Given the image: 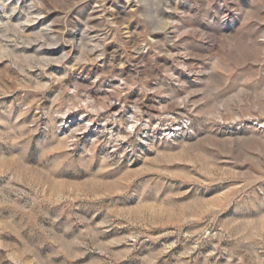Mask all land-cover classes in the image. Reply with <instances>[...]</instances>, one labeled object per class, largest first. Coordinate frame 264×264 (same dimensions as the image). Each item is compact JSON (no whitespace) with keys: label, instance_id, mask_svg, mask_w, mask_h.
Listing matches in <instances>:
<instances>
[{"label":"rangeland","instance_id":"374dc122","mask_svg":"<svg viewBox=\"0 0 264 264\" xmlns=\"http://www.w3.org/2000/svg\"><path fill=\"white\" fill-rule=\"evenodd\" d=\"M0 264H264V0H0Z\"/></svg>","mask_w":264,"mask_h":264},{"label":"bare ground","instance_id":"6f19581e","mask_svg":"<svg viewBox=\"0 0 264 264\" xmlns=\"http://www.w3.org/2000/svg\"><path fill=\"white\" fill-rule=\"evenodd\" d=\"M160 109V108H159ZM158 110V109H157Z\"/></svg>","mask_w":264,"mask_h":264}]
</instances>
